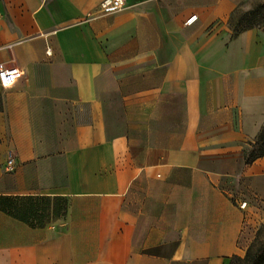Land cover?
Wrapping results in <instances>:
<instances>
[{
    "label": "crops",
    "instance_id": "1",
    "mask_svg": "<svg viewBox=\"0 0 264 264\" xmlns=\"http://www.w3.org/2000/svg\"><path fill=\"white\" fill-rule=\"evenodd\" d=\"M102 1L0 0L22 72L0 83V201L67 199L42 227L0 208V264H231L257 225L219 179L264 176L244 165L264 33L232 37L244 0Z\"/></svg>",
    "mask_w": 264,
    "mask_h": 264
},
{
    "label": "trees",
    "instance_id": "2",
    "mask_svg": "<svg viewBox=\"0 0 264 264\" xmlns=\"http://www.w3.org/2000/svg\"><path fill=\"white\" fill-rule=\"evenodd\" d=\"M237 8L232 13L229 24L232 30V37L240 33L260 27L261 18L259 9H253L244 15L235 18ZM264 157V125L261 127L253 141H249L244 148V165L254 163L257 159ZM3 198V197H1ZM33 196L18 197L19 204H14L10 200L0 201V208L11 216L18 218L32 227H42L63 217L67 212V199L62 196L41 197L40 201H35ZM263 227L258 230L256 237L249 246L244 256L235 255L232 258L245 264H264V242L261 241Z\"/></svg>",
    "mask_w": 264,
    "mask_h": 264
},
{
    "label": "rangeland",
    "instance_id": "3",
    "mask_svg": "<svg viewBox=\"0 0 264 264\" xmlns=\"http://www.w3.org/2000/svg\"><path fill=\"white\" fill-rule=\"evenodd\" d=\"M253 9H259L261 25L256 28L264 33V0H244L237 8L235 18ZM219 180L221 186L237 198L239 202H247L245 209L255 217L257 232L263 227L260 239L264 242V176L254 180L244 176H238L237 178L222 177ZM233 264L245 263L233 259Z\"/></svg>",
    "mask_w": 264,
    "mask_h": 264
},
{
    "label": "built area",
    "instance_id": "4",
    "mask_svg": "<svg viewBox=\"0 0 264 264\" xmlns=\"http://www.w3.org/2000/svg\"><path fill=\"white\" fill-rule=\"evenodd\" d=\"M125 0H103L100 3V11L101 13H110L114 11H119L124 9ZM197 18V15H192L187 23H192ZM22 72L18 67L7 66L6 64L0 62V83L4 87H8L12 85L19 77H21ZM8 165L10 169H12L13 159L8 161ZM247 202H242L241 207H245Z\"/></svg>",
    "mask_w": 264,
    "mask_h": 264
}]
</instances>
